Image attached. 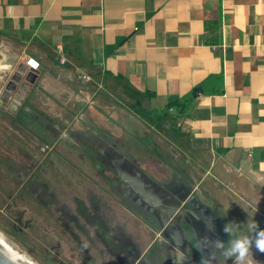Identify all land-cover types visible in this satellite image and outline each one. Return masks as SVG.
I'll list each match as a JSON object with an SVG mask.
<instances>
[{
    "label": "crops",
    "instance_id": "crops-1",
    "mask_svg": "<svg viewBox=\"0 0 264 264\" xmlns=\"http://www.w3.org/2000/svg\"><path fill=\"white\" fill-rule=\"evenodd\" d=\"M0 43L16 59L0 72L39 63L13 119L69 136L124 119L117 107L139 97L171 121L208 189L264 224V0H0Z\"/></svg>",
    "mask_w": 264,
    "mask_h": 264
},
{
    "label": "rangeland",
    "instance_id": "rangeland-1",
    "mask_svg": "<svg viewBox=\"0 0 264 264\" xmlns=\"http://www.w3.org/2000/svg\"><path fill=\"white\" fill-rule=\"evenodd\" d=\"M14 55L9 47L0 48V62L14 65ZM11 75L0 72V93ZM122 104L117 108L124 119L69 136L30 114L13 119L0 106V236L31 264H171L170 250L200 264L204 253L194 256L193 236L205 237L207 228V237L220 239L229 222L243 225L247 233V223L254 221L208 189L214 188L209 179L195 174L196 162L171 121L151 112L139 97ZM110 159L137 173L160 206L145 204L127 189ZM72 201L81 212L74 218L63 213ZM160 207L175 212L167 215ZM204 216L213 217L214 231ZM162 217L178 228L179 246L168 236L174 226L166 218L161 223ZM106 235L115 244L109 245ZM126 248L132 250L125 253Z\"/></svg>",
    "mask_w": 264,
    "mask_h": 264
},
{
    "label": "clouds",
    "instance_id": "clouds-1",
    "mask_svg": "<svg viewBox=\"0 0 264 264\" xmlns=\"http://www.w3.org/2000/svg\"><path fill=\"white\" fill-rule=\"evenodd\" d=\"M199 219V218H198ZM203 221L209 231H214L213 217H205ZM243 225L229 222L224 226L223 231L230 237L225 243L220 239H210L196 237L195 246L204 253L201 256L200 264H215L218 257H223L226 261L233 260V264H252L251 250L254 246L256 250L264 253V229H260L254 220L247 223V233L242 232ZM207 252V254H205ZM183 258V257H182Z\"/></svg>",
    "mask_w": 264,
    "mask_h": 264
},
{
    "label": "water",
    "instance_id": "water-1",
    "mask_svg": "<svg viewBox=\"0 0 264 264\" xmlns=\"http://www.w3.org/2000/svg\"><path fill=\"white\" fill-rule=\"evenodd\" d=\"M37 75L38 71H32L27 69L25 64H20L14 70L0 93V106L4 105L8 112H15L19 108L26 111V106L23 104L24 97L30 87L35 83ZM19 93L22 94V98L19 104L16 105V101H18L17 95ZM0 264H25V258L18 251L0 240Z\"/></svg>",
    "mask_w": 264,
    "mask_h": 264
},
{
    "label": "flooded vegetation",
    "instance_id": "flooded-vegetation-1",
    "mask_svg": "<svg viewBox=\"0 0 264 264\" xmlns=\"http://www.w3.org/2000/svg\"><path fill=\"white\" fill-rule=\"evenodd\" d=\"M122 181H124V180H122ZM125 182V181H124ZM125 184L127 185V187H129V188H127V189H129L131 192H132V190L130 189L131 187L125 182ZM132 193H134V192H132ZM135 194V193H134ZM137 197H139L140 199H141V197L140 196H138L137 194H135ZM141 201H142V199H141ZM143 202V201H142ZM158 206H160V205H158ZM65 208H67L66 209V211H63V213L64 214H66V216H68V215H71V217L72 218H74L77 214H81V212L79 211V205L77 204V203H74V201H72V202H70L68 205H67V207H65ZM160 210L162 211V212H164V213H166V211L165 210H169V211H167V213H170V214H172V212L173 211H175V210H172V209H165V208H163V207H160ZM194 211L198 214V215H201L200 214V211L198 210V209H196V208H194ZM58 213V212H57ZM166 213V214H167ZM185 213H189V214H191L192 216L193 215H195V213L193 212V211H191V210H188V209H186L185 210ZM167 221H168V223H171V222H169V220L167 219ZM162 223V222H161ZM172 224V223H171ZM177 230H178V228L174 225V224H172ZM206 225V224H205ZM166 228H167V226H166ZM207 230V228L205 229L204 228V232L202 233L204 236H207L206 235V231ZM167 232H168V236H169V238L171 239V241H172V243H173V245L174 246H179L180 244H181V242H182V238H181V235H180V242H178V243H176V242H174V240H173V238H172V236L170 235V232H169V230L167 229ZM178 232H179V230H178ZM179 234H180V232H179ZM193 235H195V234H193ZM230 237L228 236V234H226V233H223L222 235H221V238H220V240L221 241H224L225 243L228 241V239H229ZM105 240L107 241V243L109 244V245H112V244H115V240L114 239H112V236L111 235H106L105 236ZM192 240H193V254H194V256H196V253L198 252V249H197V247L195 246V244H196V235L195 236H193V238H192ZM132 249H130V248H126L125 250H124V252L126 253V252H128V251H131ZM172 250H174V249H172ZM136 252V251H135ZM137 253V252H136ZM178 254H181L182 256H183V254L182 253H179V252H174V251H169V253H168V255L170 256L169 257V259L171 258V261H170V263L172 262L173 264H177V255ZM251 254H252V258H251V260H252V264H264V253H261V252H259L258 250H256V248L253 246L252 247V250H251ZM186 257H187V255H185ZM185 258V257H184ZM188 258V257H187ZM186 259V258H185ZM195 262H197L196 260H195ZM171 263V264H172ZM194 264H196V263H194ZM217 264H233V260H231V259H229L228 261H226L223 257H221V259L218 261V263Z\"/></svg>",
    "mask_w": 264,
    "mask_h": 264
},
{
    "label": "bare ground",
    "instance_id": "bare-ground-1",
    "mask_svg": "<svg viewBox=\"0 0 264 264\" xmlns=\"http://www.w3.org/2000/svg\"><path fill=\"white\" fill-rule=\"evenodd\" d=\"M21 98H22V94L19 93L17 95L18 101H16V105L19 104V101L21 100ZM110 163L113 166L111 159H110ZM114 164L116 165V163H114ZM113 169H114L115 173L118 174V176L120 178L122 177L131 188H133L135 191H138V192L142 193L146 200L153 201V202H157L158 201V199L155 197L153 192H151V190L145 189L146 186H145V184L143 183L142 179L139 176L132 175V174L128 173L126 170L122 169V167H120V166L119 167L117 166L116 168L113 166ZM166 219L164 218L163 221L165 222ZM164 222H163V224H165ZM170 235L172 236L174 242H176V243L180 242V234H179L178 230L175 227H172L170 229ZM0 240L5 243V241L3 240V238L1 236H0ZM25 264H31V263L25 259ZM177 264H189V263L184 258V256H182L181 254H178L177 255Z\"/></svg>",
    "mask_w": 264,
    "mask_h": 264
},
{
    "label": "built area",
    "instance_id": "built-area-1",
    "mask_svg": "<svg viewBox=\"0 0 264 264\" xmlns=\"http://www.w3.org/2000/svg\"><path fill=\"white\" fill-rule=\"evenodd\" d=\"M25 65L27 69H30L32 71H38L39 69V63L32 58H29L28 60H26Z\"/></svg>",
    "mask_w": 264,
    "mask_h": 264
},
{
    "label": "trees",
    "instance_id": "trees-1",
    "mask_svg": "<svg viewBox=\"0 0 264 264\" xmlns=\"http://www.w3.org/2000/svg\"><path fill=\"white\" fill-rule=\"evenodd\" d=\"M171 107H173V105H170V106H168V108H167V109H169V108H171Z\"/></svg>",
    "mask_w": 264,
    "mask_h": 264
}]
</instances>
